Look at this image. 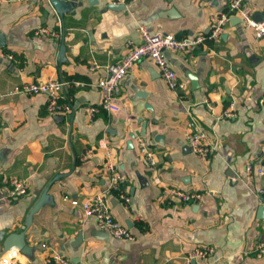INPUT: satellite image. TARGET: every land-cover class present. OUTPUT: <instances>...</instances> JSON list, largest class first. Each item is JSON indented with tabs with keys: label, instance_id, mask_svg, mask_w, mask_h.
Segmentation results:
<instances>
[{
	"label": "crops",
	"instance_id": "1",
	"mask_svg": "<svg viewBox=\"0 0 264 264\" xmlns=\"http://www.w3.org/2000/svg\"><path fill=\"white\" fill-rule=\"evenodd\" d=\"M249 3L253 16L264 19V0ZM224 5L0 0V255L6 237L19 233L31 250H19L15 264H50L53 251L73 264H179L204 246L213 251L195 257V264H264V253L257 255L264 242V177L244 171L247 162H264V38L255 39L232 17L217 40L165 53L179 79H187L182 88H167L143 58L119 83L118 111L100 109L91 120L83 112L84 105L98 104L96 82L128 42L140 40V26L176 37L206 34L210 14ZM40 28L56 35L37 33ZM48 78L66 82L67 118L48 114L44 93L14 92L22 82ZM229 104L235 115L218 118ZM198 129L216 143L206 161L186 144V134ZM140 133L155 152V169L139 152ZM88 148L92 155L82 159ZM107 161L129 200L113 191L105 196L132 240L100 237L94 217L70 202L106 188ZM12 178L26 179L27 192L6 198ZM167 186L199 197L168 201ZM45 190L46 199L31 212Z\"/></svg>",
	"mask_w": 264,
	"mask_h": 264
},
{
	"label": "built area",
	"instance_id": "2",
	"mask_svg": "<svg viewBox=\"0 0 264 264\" xmlns=\"http://www.w3.org/2000/svg\"><path fill=\"white\" fill-rule=\"evenodd\" d=\"M107 1L110 4L125 5L127 0ZM232 16L238 17L242 27L245 30L251 31L255 39L264 38V19L255 18L253 16V10L249 0H225V5L222 10L210 14L208 33L206 34L176 37L172 33L164 31L152 32L148 28L140 26V40L138 42H128L125 45V52L120 61L108 63L105 67L107 75L99 78L96 82V86L99 90L98 104L84 105L83 112L91 120L100 109H104L107 112L118 111L120 108V103L117 100L119 83L127 71L143 58L148 59L156 66L167 88L172 91L182 88L187 79H179L177 73L169 65L165 53L177 49L190 50L205 44L209 40H217L225 24H227ZM39 32H44L51 36L56 35L54 30L46 28L38 29L37 33ZM7 56L9 58L12 57L10 54ZM65 84V81L57 78H48L45 81L38 82H22L16 87L14 92L25 94L44 93L47 96L46 110L48 114L60 118H67L71 111V103L63 99L61 95V90ZM234 115L233 105L229 104L218 118H229ZM144 136V133L137 134L135 141L147 165L155 169V152L151 146L148 145ZM185 140L188 148L195 153L199 159L206 161L215 155L216 143L209 139L204 130L198 129L190 131L186 134ZM91 155L92 150L88 148L81 155V158L84 159ZM102 169L103 172L106 173L108 180L106 188L97 194L88 196L80 202L78 199H70V202L75 205L80 204L86 216H93L98 229L117 238L132 240L135 238L134 234L125 224L116 220L105 196L106 193L113 191L117 193L123 201L127 202L129 200L120 186L122 178L116 166L111 161H107ZM244 171L247 177H264V162L257 164L247 162L244 165ZM27 187L26 179L12 178L8 189L5 191L4 197L12 198L23 195L27 192ZM162 193L168 201H191L199 197V193L195 191H183L172 186L163 188ZM259 197L261 205L264 207V188L262 187L259 188ZM1 198L2 197H0V200ZM65 198L68 197L65 196ZM41 246L44 247L45 244ZM212 251V246L195 248L190 255L179 264H195L193 262L195 257H206L210 255ZM261 253H264V242L258 243L257 245V255ZM18 255L19 249L17 248L4 250L0 255V264H15ZM47 261L50 264H73L58 251H53L50 256L47 257Z\"/></svg>",
	"mask_w": 264,
	"mask_h": 264
},
{
	"label": "water",
	"instance_id": "3",
	"mask_svg": "<svg viewBox=\"0 0 264 264\" xmlns=\"http://www.w3.org/2000/svg\"><path fill=\"white\" fill-rule=\"evenodd\" d=\"M232 17H230L229 21H231ZM45 199H46V190L40 195L38 201L31 209V212H34L40 206V204L44 202ZM260 209L261 211H264V208L262 206L260 207ZM97 235H99L100 237H104L105 235H107V232L100 230L97 232ZM9 248H17L20 250V252L26 254H30V250H31L30 247H28V245L24 243L19 233H11L6 237L3 245V251Z\"/></svg>",
	"mask_w": 264,
	"mask_h": 264
}]
</instances>
